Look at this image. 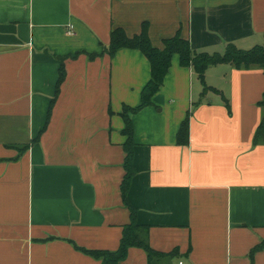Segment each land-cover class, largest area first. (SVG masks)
Masks as SVG:
<instances>
[{"label": "crops", "instance_id": "obj_1", "mask_svg": "<svg viewBox=\"0 0 264 264\" xmlns=\"http://www.w3.org/2000/svg\"><path fill=\"white\" fill-rule=\"evenodd\" d=\"M144 22L159 48L180 32L199 52L247 50L264 43V0H0V264H101L77 247H119L131 221L121 112L140 104L151 67L140 50L106 48L115 27L132 37ZM205 79L219 91L202 95L175 55L153 104L133 115L128 197L150 245L177 249L173 264H264V249L252 255L264 241V69L218 64ZM126 261L147 253L131 247Z\"/></svg>", "mask_w": 264, "mask_h": 264}, {"label": "trees", "instance_id": "obj_2", "mask_svg": "<svg viewBox=\"0 0 264 264\" xmlns=\"http://www.w3.org/2000/svg\"><path fill=\"white\" fill-rule=\"evenodd\" d=\"M123 48L140 50L149 60L151 67L150 79L141 91L140 104L137 106L125 104L121 112L125 123L122 133L126 137L123 144L126 153L124 159L125 175L122 180L121 191L124 202L130 210L131 221L124 226L120 244L116 250L77 248L100 260L101 264H131L126 261L128 250L131 247H139L146 251L148 261L145 264H173L172 259L178 255L177 249L170 252H162L154 249L150 245L149 227L137 222V208L130 202L128 197L133 178L136 174L134 162L136 142L134 138L135 128L133 115L153 104V97L160 91L164 84V80L172 66V60L175 55H178L182 66L192 67L196 71L199 79L204 85L202 95H205L210 90L219 91L217 88L209 86L206 83V71L211 66L232 64L237 68H251L257 66L264 69V43L247 50L240 49L236 45L230 44L227 46L224 53L210 54L208 52H199L193 49L190 41L183 37L180 32H177L174 36L164 39L163 47L159 48L152 44L149 36V25L147 22H144L141 32L132 37L128 36L122 27H115L112 30L110 44L106 48V51L113 57ZM98 55L99 54L92 53L89 54V57L93 59ZM65 79L66 69L63 61L59 69L56 95L51 101L48 120L50 119L51 109L56 102ZM259 105L263 109V117L255 133V144L264 142V95L259 101ZM191 112V109L187 111L178 129L176 141L179 145L189 144ZM26 148L27 146L23 147L20 151ZM261 249H264V241L252 249V255Z\"/></svg>", "mask_w": 264, "mask_h": 264}, {"label": "built area", "instance_id": "obj_3", "mask_svg": "<svg viewBox=\"0 0 264 264\" xmlns=\"http://www.w3.org/2000/svg\"><path fill=\"white\" fill-rule=\"evenodd\" d=\"M68 33H72V32L71 31H68ZM179 264H186V263H184L183 261H180Z\"/></svg>", "mask_w": 264, "mask_h": 264}]
</instances>
